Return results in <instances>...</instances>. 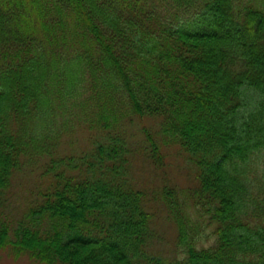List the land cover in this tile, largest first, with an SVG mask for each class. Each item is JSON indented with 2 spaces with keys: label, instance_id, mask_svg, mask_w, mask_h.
Masks as SVG:
<instances>
[{
  "label": "trees",
  "instance_id": "obj_1",
  "mask_svg": "<svg viewBox=\"0 0 264 264\" xmlns=\"http://www.w3.org/2000/svg\"><path fill=\"white\" fill-rule=\"evenodd\" d=\"M0 208L39 264H264V0H0Z\"/></svg>",
  "mask_w": 264,
  "mask_h": 264
},
{
  "label": "rangeland",
  "instance_id": "obj_2",
  "mask_svg": "<svg viewBox=\"0 0 264 264\" xmlns=\"http://www.w3.org/2000/svg\"><path fill=\"white\" fill-rule=\"evenodd\" d=\"M137 123L139 124L138 127L134 126L135 124H130L127 127L130 133L133 134L131 138H133L132 141H134L135 143H138L137 141L142 140V136H141L142 128L143 127L150 128V126L152 125V123L149 120L138 121ZM78 137L80 139V142L83 143L84 142L83 136L79 135ZM179 155L180 154L178 151L169 150L168 154L166 155L167 156L165 159L166 164L163 166V169L158 170L155 167L153 168L155 169L156 172H158L157 175L158 179H160V176L166 177L174 181V183L178 185L179 190L182 188V191H185L186 188H188L192 184L194 171L189 166V163H187L185 159L182 156L180 157ZM138 163H141V161H136V164ZM144 168L146 171L144 170L141 173V175L139 174L140 179H138V181L141 183L143 182L147 186L149 183L150 189L154 190L152 186L154 184L157 185V182L152 178H150L149 180L150 174H148L147 171L148 172L151 171L148 170L146 166H144ZM152 176H154L153 173ZM159 185H161L160 181H159ZM14 205H20V201H15ZM4 208L9 215L15 217L14 219L20 218V211L18 209H14L12 208V206H6ZM0 209L2 210V208ZM188 211L191 213V215H194V211L191 206L188 208ZM158 214H162V215L161 216L157 215V217H155V224H153V227L154 229L155 228L157 229L158 234H160L163 238L161 241H156V245L151 246V248L153 250L163 251L162 253L163 255L168 253L171 254V252H174L173 237L175 234V227L169 220H167L166 213L159 212ZM194 218L195 217H192V219ZM206 232L210 234V230H206ZM0 264H39V263L30 260L26 256L13 258L11 255H8V253L5 250L0 249Z\"/></svg>",
  "mask_w": 264,
  "mask_h": 264
}]
</instances>
